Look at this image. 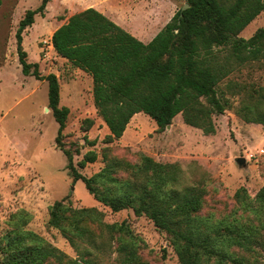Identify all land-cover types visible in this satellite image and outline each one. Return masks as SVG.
Wrapping results in <instances>:
<instances>
[{
  "label": "rangeland",
  "instance_id": "rangeland-1",
  "mask_svg": "<svg viewBox=\"0 0 264 264\" xmlns=\"http://www.w3.org/2000/svg\"><path fill=\"white\" fill-rule=\"evenodd\" d=\"M40 5L41 0L0 1V248L8 236L31 233L65 257L45 264H181L179 240L132 207L114 212L67 169L68 160L55 142L59 125L49 109L48 82L24 76L17 54L20 23ZM186 5L187 0H50L45 16L36 15L24 32L23 47L43 76L59 78L60 105L70 109L63 144L81 153L74 156L75 165L89 151L97 154L95 163L78 167L82 175L91 178L108 162L119 161L123 165L115 177L136 179L165 201L176 192L200 190L201 208L188 215L203 221L199 232L212 239L215 251L210 257L201 248L194 250L200 264H264V202L258 199L264 192V124L258 121L264 119V57L238 67L220 84L226 106L213 117L214 134L185 124L182 114L160 132L154 120L140 113L123 138L110 143L109 128L94 104L91 76L61 58L52 45L54 32L88 8L148 43ZM260 28L264 11L239 38L249 40ZM144 157L169 168L160 176L143 174ZM64 198L65 221L53 227L50 208ZM0 264H6L1 253Z\"/></svg>",
  "mask_w": 264,
  "mask_h": 264
},
{
  "label": "trees",
  "instance_id": "trees-1",
  "mask_svg": "<svg viewBox=\"0 0 264 264\" xmlns=\"http://www.w3.org/2000/svg\"><path fill=\"white\" fill-rule=\"evenodd\" d=\"M49 3L50 0H41L37 9L27 11L16 36L17 54L24 76L48 82L49 109L59 125L55 142L68 160L72 178L75 182L82 180L94 198L114 212L132 207L138 216L145 214L158 228L173 235L180 241L177 253L181 264H200L199 255L192 253L197 248L215 256L210 255L215 254L214 242L199 232L203 221L188 215V211L197 212L201 208L200 190H188L184 195L176 192L165 201L146 185H139L136 179L115 177L123 165L119 161L108 162L91 178L79 172L78 167L84 169L95 163L97 154L89 151L75 165L74 156L81 153L79 149L74 153L63 144L70 109L60 105L59 78L54 73L43 76L39 64L29 62L23 47L24 32L35 23L36 15L45 16ZM187 3L188 8L177 12L148 44L95 8L74 14L54 32L52 45L56 53L93 80L94 104L109 128L108 142L121 139L131 120L140 113L154 120L160 132L182 114L185 124L206 135L214 134L213 117L223 114L226 106L219 96L220 84L238 67L264 57V28L258 29L249 40L239 38L264 11V0H232L230 4L227 0H187ZM258 121L264 124L263 118ZM144 158L143 174L154 172L160 176L169 168ZM168 176L164 174V184ZM258 199L264 202V192ZM66 200L56 201L50 208L49 223L53 227H60L65 221ZM80 211L88 213L87 209ZM5 240L0 253L6 264H45L50 259L61 262L65 258L31 233L8 236ZM234 244L244 247L238 239H234ZM66 264L79 263L69 260Z\"/></svg>",
  "mask_w": 264,
  "mask_h": 264
},
{
  "label": "water",
  "instance_id": "water-1",
  "mask_svg": "<svg viewBox=\"0 0 264 264\" xmlns=\"http://www.w3.org/2000/svg\"><path fill=\"white\" fill-rule=\"evenodd\" d=\"M188 6H189V5H186L185 9L188 8ZM48 111H49V109H48ZM167 128H170V125H169ZM238 163H239L241 166H243V165L246 164V160H245L244 158H241V159L238 160Z\"/></svg>",
  "mask_w": 264,
  "mask_h": 264
},
{
  "label": "crops",
  "instance_id": "crops-1",
  "mask_svg": "<svg viewBox=\"0 0 264 264\" xmlns=\"http://www.w3.org/2000/svg\"><path fill=\"white\" fill-rule=\"evenodd\" d=\"M85 10H86V9H85ZM100 12H101V11H100ZM103 14H104V13H103ZM106 16H107V15H106ZM110 19H111V18H110ZM67 21H68V20H67ZM114 22H115V21H114ZM65 23H66V22H65ZM65 23H64V24H65ZM125 30H126V29H125ZM128 32H129V31H128ZM131 34H132V33H131ZM132 35H133V34H132ZM133 36H134V35H133ZM136 38H137V37H136ZM139 40H140V39H139ZM152 40H153V39H152ZM152 40H151V41H152ZM151 41H150V42H151ZM142 42H143V41H142ZM144 43H145V42H144ZM148 43H149V42H148ZM148 43H146V44H148ZM135 116H136V115H135ZM122 138H123V137H122Z\"/></svg>",
  "mask_w": 264,
  "mask_h": 264
}]
</instances>
